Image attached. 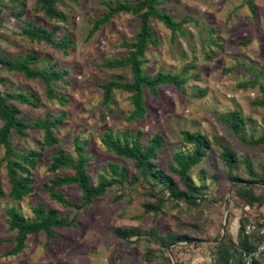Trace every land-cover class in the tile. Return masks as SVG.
Masks as SVG:
<instances>
[{"label": "rangeland", "instance_id": "obj_1", "mask_svg": "<svg viewBox=\"0 0 264 264\" xmlns=\"http://www.w3.org/2000/svg\"><path fill=\"white\" fill-rule=\"evenodd\" d=\"M16 1L19 0H0V53L12 58L33 52L40 57L36 66L54 62L56 67L68 68L64 74L67 81H57L55 86L67 99L61 103L48 98L41 78L25 79L21 72L0 64V93L20 91L38 100L36 107L10 100L20 108L23 119L34 121L45 114L52 117L64 113V120L55 128L56 143L43 147L37 156L32 169L33 190L20 200L0 196V264H250L239 259L240 251L233 249L232 242L238 240L239 224L264 214V185H240L230 181L228 172L249 179L243 161L248 159L258 174L264 164V144L248 145L221 117L238 109L245 119L242 134L246 139L264 131L261 123L264 108L253 104L258 86L239 85L240 81L254 79L264 83V0H161L158 4L161 10L176 19L188 16L194 21H187L184 32L173 35L160 20L151 18L157 41L147 48L144 70L147 74L157 70L180 73L185 80L180 87L160 84L155 94L146 90V112L136 119L128 117L132 111L128 91L114 89L111 102L106 105L101 101L99 87L100 82L112 77L131 78L128 66L108 67L102 61L126 52L127 47L121 42L133 40L138 29L136 15L117 12L89 35L93 20L106 9L103 0H56L58 8L67 14V21L55 32L57 36L63 33L69 36L65 52L43 41H30L21 33L25 20L46 26L54 20L34 10L35 0H22L25 6ZM205 37L213 40L209 42ZM184 128L205 133L212 141L189 171L198 187L190 202L173 195L170 188L151 176L139 175V180L131 183L129 177L136 170L130 160L100 141L105 130L113 135L141 130L142 142L155 132L161 133L165 141L156 160L175 176L176 187L183 189L182 181L168 164L173 150H192V145L182 140ZM41 135L39 128L27 129L25 136L12 132L10 140L20 151L38 150L42 146ZM76 137L79 141L87 139V173L92 183L107 173L108 161L126 166L127 170L124 181L112 183L81 209L54 200L44 187L53 174L70 171L68 168L52 171L48 166L57 147L74 153ZM220 143L229 144L236 151L231 166L220 158ZM2 151L0 145V155ZM0 180L7 189L2 167ZM58 189L65 197L79 201L81 192L74 183ZM238 190H250L259 198L246 202ZM39 202L73 218L75 226L52 227L51 236L44 231L30 234L20 252L3 255V250L13 244L14 236V230L8 229L5 208L13 205L31 219V208ZM149 203L155 208L146 209ZM115 227L134 228L140 235L126 239L116 234ZM179 232L201 240L169 244L161 241V235ZM222 238L225 249L219 247ZM259 258L264 264V254Z\"/></svg>", "mask_w": 264, "mask_h": 264}, {"label": "trees", "instance_id": "obj_2", "mask_svg": "<svg viewBox=\"0 0 264 264\" xmlns=\"http://www.w3.org/2000/svg\"><path fill=\"white\" fill-rule=\"evenodd\" d=\"M20 5L25 6L22 0L16 1ZM106 9L101 15L93 20L92 27L88 30V34L100 27L101 24L108 21L114 14L120 11L131 12L138 18V29L134 35L133 40H124L122 45L127 47L126 52L119 57L106 58L102 61V65L108 67H122L128 66L131 78L125 79L123 76L117 78H109L100 82L99 87L102 89L101 101L108 105L111 102L114 89L126 90L130 93V100L132 111L129 113V118L136 119L144 117L146 107L144 103L145 91L155 94L158 92L160 84L173 83L180 87L185 77L180 73L157 70L150 74L145 73L144 63L146 61V51L149 45L155 44L157 38L153 32L150 24L151 18L160 20L171 33L184 32V23L187 21H194L191 17L183 16L181 18H174L173 15L165 10H161L158 4L161 0H103ZM34 10H38L43 16L53 19L54 22L50 26L41 23H34L32 19L24 21L21 33L28 37L30 41H43L53 47H58L66 52V47L70 42L69 36L65 33L57 36L55 32L62 26V22L67 21V14L56 4V0H35ZM207 41H211L210 37H205ZM40 60L37 53L29 52L24 56L8 57L0 53V64L6 68L14 69L21 72L25 79L41 78L45 89V94L48 98H55L58 102L64 103L66 97L61 92L55 89L57 81H67L64 74L68 68L56 67L54 62L46 66H36L35 64ZM243 87L258 86V97L253 101L256 106L264 108V83L254 79L246 82H239ZM10 100H16L24 105L36 107L38 100H34L32 95H28L20 91L7 90L5 94L0 93V145L3 148L0 155V169L5 170L6 181L8 183L5 189L0 180V196L6 195L12 199L20 200L32 190V169L37 164V156L40 150L47 146L56 143L55 128L64 120V113L61 112L55 116L48 114L35 119L34 121H27L20 116V108L12 103ZM222 121L229 127V129L246 141L248 145L257 147L264 144V131L255 137L250 135L249 139L242 134L245 119L238 109H232L221 117ZM261 123L264 128V116L261 117ZM41 129L42 135L40 139L41 148L38 150H22L20 151L11 143V133L19 134L20 136L27 135V129ZM143 132L137 130L133 134L124 132L121 135H113L111 131L105 130L100 136V141L105 146L112 150L119 156L128 158L136 170V173L129 177L131 183L139 180V175L153 177L156 182L163 184L170 188L173 195L180 196L186 201H191L194 194L197 193L198 187L194 185L189 171L196 165L204 156L206 151L211 147L210 138L201 132H192L185 128L181 130V137L186 144L192 145V150L185 152L181 149H175L171 153L172 161L169 162V169L182 181L184 188L176 187L175 176L166 172L158 165L156 160L159 149L164 144V136L155 132L146 141L142 142ZM87 139L79 141L76 137L73 140L74 153L66 151L62 147H57L51 154V159L48 168L55 171L60 168H68L69 172L53 174L48 181L44 183V187L48 191V195L57 200L63 205L81 209L93 202L94 198L102 195L107 187L114 182H122L127 178L126 166H121L117 162L108 161V171L106 174H101L98 180L94 183L87 173V162L89 156L85 152ZM220 158L229 166L237 157L236 151L226 143L219 144ZM247 172L250 175L249 179L241 178L238 174L231 171L228 172L230 181L238 182L243 186L264 185V164L260 165L258 174L254 172L253 166L248 159L243 160ZM80 190L79 201L75 202L64 196L58 187L64 184H72ZM242 199L246 202H253L258 200L250 190H238ZM145 208L150 210L155 207L152 204H146ZM33 217L26 218L15 206H8L5 208L7 215L8 229L14 230L13 244L3 250V255L15 254L20 252L25 247V241L30 234H36L40 231L46 232L47 236L52 235L51 228L55 226L74 225L73 218L60 215L54 207H46L42 203L31 208ZM246 223L239 224L238 240L232 242L233 249L239 250V259L244 260L246 255L254 252L256 241L252 236L244 233ZM116 234L123 238L129 236H139L140 233L134 228L129 227H115ZM195 237H192L184 232L168 233L161 235V241L169 244L174 241L194 242ZM221 243L220 249H225L223 238L219 241ZM264 254V253H262ZM261 254V255H262ZM260 255V256H261ZM260 256L252 257L250 264H263ZM176 264V262H174Z\"/></svg>", "mask_w": 264, "mask_h": 264}, {"label": "built area", "instance_id": "obj_3", "mask_svg": "<svg viewBox=\"0 0 264 264\" xmlns=\"http://www.w3.org/2000/svg\"><path fill=\"white\" fill-rule=\"evenodd\" d=\"M244 233L252 236L256 241L254 252L245 256V262L250 263L253 256L256 257L264 253V214L257 218H248ZM223 264L230 263L224 262Z\"/></svg>", "mask_w": 264, "mask_h": 264}, {"label": "water", "instance_id": "obj_4", "mask_svg": "<svg viewBox=\"0 0 264 264\" xmlns=\"http://www.w3.org/2000/svg\"><path fill=\"white\" fill-rule=\"evenodd\" d=\"M223 228H224V225H223Z\"/></svg>", "mask_w": 264, "mask_h": 264}]
</instances>
